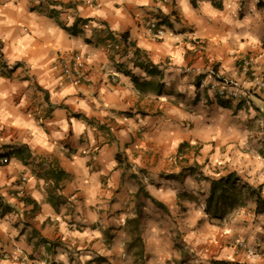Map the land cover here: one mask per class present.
<instances>
[{"label":"crops","instance_id":"crops-1","mask_svg":"<svg viewBox=\"0 0 264 264\" xmlns=\"http://www.w3.org/2000/svg\"><path fill=\"white\" fill-rule=\"evenodd\" d=\"M110 33L125 37L120 53ZM75 54L88 82L55 72ZM0 56V264H135L132 219L150 258L146 244L165 235L147 214L158 207L186 242H210L200 251L217 237L221 260L264 264L254 198L231 221L242 248L232 229L197 234L206 177L235 171L264 199V0H0ZM213 70L251 89L250 103L215 99ZM54 167L65 172L56 205ZM138 182L157 204L133 201Z\"/></svg>","mask_w":264,"mask_h":264},{"label":"rangeland","instance_id":"rangeland-1","mask_svg":"<svg viewBox=\"0 0 264 264\" xmlns=\"http://www.w3.org/2000/svg\"><path fill=\"white\" fill-rule=\"evenodd\" d=\"M214 177H217V176H214ZM201 180L203 182L199 183L198 190H196L197 198L201 197L200 190H203L206 187V182L203 176ZM237 184L239 187H242L244 189V192H245L244 199H245V206H246L249 199H253V198L247 197L246 195L248 194L247 192L250 191L247 186H252V185L243 181L242 179H240V181H238ZM137 186H138V190H140L139 193L141 195L139 199H137L134 195L133 201L136 202V204L138 203L144 204L147 202L157 204V202H153V200L150 199L149 195H147L145 182L144 184L142 182H138ZM206 200L204 203V208L206 206ZM220 206H221L220 208L227 209L224 219L221 221L217 219H209L210 218L209 215L206 214L204 211V213L207 215V218H204L205 219L204 223H202V221H199L197 234L208 235L209 234L208 224L212 226H217V227H220V229H223V231H220L217 235H220L221 233L227 234L225 230L230 231V229H232L233 223L231 221L234 219L235 215L237 214V210L240 207L236 205L234 208L229 209L228 207L230 206V202L221 203ZM245 206H242V207H245ZM158 209L159 210L152 209L148 211L147 214L150 218L157 219V221L161 222L162 225L161 227L159 226V229L164 231L165 235H160L159 238L155 237L154 241H152L153 239H151L150 244H146V247L150 248V253H149V255H151L150 258L146 257L145 253L143 255L137 254L139 252L140 242L135 244V246L132 248L134 255L136 256L135 260H133L135 264H243L234 258H233L234 261L230 260V258L229 259L227 258V260L229 261L225 259L221 260L220 255H221L222 248H221L220 243L218 242L217 237H215L214 242L211 243L215 245V249L213 248H211V250L209 249L210 251L209 253H206L204 250L200 251L199 247L201 245H204V247L209 246L210 242H208L207 244L206 243L204 244L202 242L201 244H193V243L186 242L185 241L186 232L184 231L183 228H179V226L177 225V221L174 219L175 215L173 216L169 214L168 212H165L159 207ZM179 213H181V211ZM218 213L220 215L222 212L218 211ZM220 229L215 228V230H220ZM133 231H132V238H133L132 240H134L135 237L140 234L139 231L137 232H133ZM240 233L241 231H239L238 228H236V229H232V231L228 233L227 235L229 236L228 237L229 244L235 245L237 250L242 248L241 245L243 246L242 244L243 240L239 239ZM139 236H137V238L141 239ZM196 246H198V248H196ZM144 252H145V244H144ZM163 254H167L169 257L167 258L160 257ZM234 255H237V254L235 253Z\"/></svg>","mask_w":264,"mask_h":264},{"label":"trees","instance_id":"trees-1","mask_svg":"<svg viewBox=\"0 0 264 264\" xmlns=\"http://www.w3.org/2000/svg\"><path fill=\"white\" fill-rule=\"evenodd\" d=\"M108 37L109 38L111 37V33L108 35ZM122 38L125 39L124 36H122ZM135 53L137 55L139 54L138 52H135ZM146 61L148 65H151L150 64L151 62L149 60L146 59ZM125 73H127L128 75L130 74V72L128 71L127 72L125 71ZM132 80L137 86H140L139 80L135 76H132ZM45 175H46L45 178L47 180L50 179L52 182L51 188L49 191L48 200L53 205H56L57 198L55 196V193L57 189L59 188L60 182L65 177V172L58 167H54L49 170H46ZM205 179L209 181L210 183L209 196L206 200V206L204 208L205 213L208 214L210 217L209 219H217L220 221L224 219L227 209L220 208L221 203L230 202V206L228 207L229 209L234 208L236 205L239 207L245 206L244 189L242 187H239L237 184L238 181H240L241 177H239V175L235 171H229L225 173L224 176H220L218 178L206 177ZM247 187L251 191V192L250 191L247 192L248 193L246 194L247 197L255 199L256 204H257L256 209H255L256 213L261 212L262 211L261 205L264 203V199L261 196L262 186H259L257 188L252 187V186H247ZM218 211L222 213L219 215ZM138 216L139 214L137 215L136 218L132 219L133 230H134L133 232H137L139 230V217ZM137 236L129 244V247L133 248L135 244L140 242L139 252L137 254L143 255L144 254V244L141 239L137 238Z\"/></svg>","mask_w":264,"mask_h":264},{"label":"built area","instance_id":"built-area-1","mask_svg":"<svg viewBox=\"0 0 264 264\" xmlns=\"http://www.w3.org/2000/svg\"><path fill=\"white\" fill-rule=\"evenodd\" d=\"M91 3L92 0H85ZM168 2L169 0H155ZM156 18L152 19L148 23V29L155 28L158 24ZM164 31L162 28L157 29L156 36L163 35ZM122 46H125V41L122 37H117L112 34L111 40H108L107 47L110 49H115V52H121ZM1 57V56H0ZM86 57L79 54L73 55L71 58L64 56H59L56 61L55 72L59 74L64 82L69 84H80L83 82H88L90 79V73L87 67ZM252 60L248 59L244 64V73H248L251 69ZM215 76V81L211 83L210 89L214 93L215 99H224L226 101H236L249 104L252 97V90L244 87L243 83L239 80L231 79L222 76L216 71H212ZM256 87L264 88V77L256 83ZM3 163L8 162L7 159H2ZM20 193H23L21 190Z\"/></svg>","mask_w":264,"mask_h":264}]
</instances>
